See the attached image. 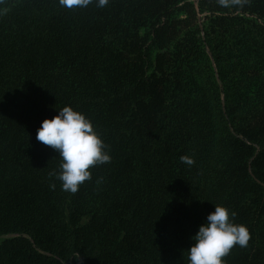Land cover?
Masks as SVG:
<instances>
[{"label": "trees", "instance_id": "trees-1", "mask_svg": "<svg viewBox=\"0 0 264 264\" xmlns=\"http://www.w3.org/2000/svg\"><path fill=\"white\" fill-rule=\"evenodd\" d=\"M65 106L111 156L75 193L36 139ZM215 205L264 264V0H0V264H189Z\"/></svg>", "mask_w": 264, "mask_h": 264}, {"label": "clouds", "instance_id": "clouds-1", "mask_svg": "<svg viewBox=\"0 0 264 264\" xmlns=\"http://www.w3.org/2000/svg\"><path fill=\"white\" fill-rule=\"evenodd\" d=\"M68 8L86 6L89 0H60ZM107 0H98L103 7ZM36 139L51 146L62 159L57 178L65 191L75 193L91 178L90 168L111 160L101 135L85 114L65 106L58 115L42 121ZM181 161L192 165L194 160L182 156ZM54 187V185H53ZM236 212L223 205H215L198 231L188 251L189 264H227L224 259L235 246L247 247L251 233L246 224H238Z\"/></svg>", "mask_w": 264, "mask_h": 264}, {"label": "water", "instance_id": "water-1", "mask_svg": "<svg viewBox=\"0 0 264 264\" xmlns=\"http://www.w3.org/2000/svg\"><path fill=\"white\" fill-rule=\"evenodd\" d=\"M208 53H209V55H210V57H211V59H212V61H213V63H214V60H213V58H212L211 53H210V52H208ZM214 67L216 68L215 63H214Z\"/></svg>", "mask_w": 264, "mask_h": 264}]
</instances>
